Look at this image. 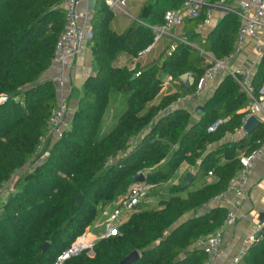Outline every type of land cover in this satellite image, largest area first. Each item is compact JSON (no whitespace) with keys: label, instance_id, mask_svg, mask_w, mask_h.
Masks as SVG:
<instances>
[{"label":"trees","instance_id":"1","mask_svg":"<svg viewBox=\"0 0 264 264\" xmlns=\"http://www.w3.org/2000/svg\"><path fill=\"white\" fill-rule=\"evenodd\" d=\"M64 0H0V186L36 154L47 135L56 106L52 80L40 81L52 66L58 37L65 25ZM183 0H151L123 34L112 27L113 10L98 0L91 19L93 73L82 87L72 122L49 149L48 156L24 174L17 191L0 214V264H53L56 258L85 234L103 202L116 199L135 183L168 182L186 163L207 179L186 198L162 200L157 209L129 213L118 232L95 242L64 264H123L132 252L138 258L127 264H203L207 255L194 245L216 233L227 208L216 206L204 215L182 218L208 205L228 189L241 169L240 156L264 144V125L237 142L208 145L234 134L249 102L231 76L223 79L203 106L201 119L193 123L186 109L168 111L180 95H160L165 75L174 81L190 73L193 82L185 93L194 94L199 78L209 68L205 53L222 59L234 51L239 31L235 14L225 13L205 35L197 32L203 16L188 22L187 43L178 42L160 64L142 68L117 66L122 53H138L154 43L155 33L146 24L161 25L168 9ZM193 44H196L194 46ZM253 83L264 85V56ZM125 97V109L110 132L99 133L112 93ZM225 119L215 131L209 126ZM140 136L134 146L129 141ZM209 172L213 175L210 176ZM198 180V179H197ZM180 181L174 193L187 191ZM48 247L43 250L45 244ZM92 252V253H91ZM241 264H264V226Z\"/></svg>","mask_w":264,"mask_h":264},{"label":"built area","instance_id":"2","mask_svg":"<svg viewBox=\"0 0 264 264\" xmlns=\"http://www.w3.org/2000/svg\"><path fill=\"white\" fill-rule=\"evenodd\" d=\"M85 2L87 0H64L63 2L65 25L58 37L55 48L54 61L57 62L56 73L50 79L55 84L57 99L56 106L48 121V133L40 139L37 152L31 161L23 168L15 170L10 179L0 186V200L8 199L11 195L15 194L18 185V182H16L18 174L23 170V173L26 172L31 163H33V160L34 162L38 161L37 157L40 156V154L38 155L39 151L48 145L50 149L52 144L60 139L68 129L66 126V118L69 113L71 93L68 64L70 60L78 56L87 47L93 38L91 26L81 21L79 9ZM105 2L111 9H120L126 6L127 0H105ZM216 12L235 14L239 21V31L234 44V51L228 56L222 59H216L211 53H205L210 66L199 78L197 83L194 96L200 97L216 81L220 71L222 69H228L229 63L236 54L242 51L246 42L252 40L253 48L258 57L261 59L264 56V0H183L178 8L168 9L165 12L163 24H146L154 31L155 39L152 45L138 53V57L149 52L154 44L163 36L169 35L172 29L186 24L189 21L196 20L201 16H203L204 20L200 28L211 27ZM180 41L188 42L186 37H182ZM229 74L240 84L249 99L246 115L242 119L240 127L235 131V134L242 135L245 132V125L248 119L252 116H258L264 110V87L258 94L252 76L247 70H229ZM185 77L188 78L187 83L190 84V82H193V77L190 73L186 74ZM7 100L8 95L0 96V104H4ZM224 122L225 120L219 119L210 125L208 130L213 132ZM140 139V136L132 138L129 141L130 146L134 148ZM261 152L262 146L249 154H242L240 156L241 169L231 179L227 191L221 195V197L233 196V201L227 208L224 223L216 233L200 239L194 246L205 251L207 258L203 264H215L222 257L223 243L221 233L226 227L235 224L238 219V212L247 197L248 182L252 167ZM209 175L212 176L213 173L209 172ZM154 186V184H148L146 182H135L132 184L125 192L117 196L110 203L115 204L113 208L103 211L104 221L102 225L105 228L101 237L96 239L91 238V240H79V238L70 248L61 253L53 264H64L66 260L78 255L81 251L92 248L97 239L99 240L116 234L119 226L125 221L124 217L126 214L128 216L131 212L149 208L150 192ZM260 231L261 229L253 234H249L245 238L242 247L228 264H241L250 246L257 241Z\"/></svg>","mask_w":264,"mask_h":264},{"label":"crops","instance_id":"3","mask_svg":"<svg viewBox=\"0 0 264 264\" xmlns=\"http://www.w3.org/2000/svg\"><path fill=\"white\" fill-rule=\"evenodd\" d=\"M150 2L151 0H127L126 6L120 9L119 8L112 9L114 12V19L112 21V27L114 31L117 32L118 34H123L130 28V26L133 24L134 21L139 22L138 19L142 9ZM79 11L81 14L82 23H86L89 26H91V19L93 13H89L87 11L86 2L80 6ZM224 14L216 12L214 16L213 25L211 27L203 28V29L199 27L197 32H201L202 35L205 37L206 36L205 34L218 23V21L221 19V17ZM184 26H185L184 33L186 36H188L189 33L191 34V32L188 30V22L186 24L179 26V28ZM170 33L169 35H165V36L175 39L173 40L174 43H171V41L167 39L164 40L161 45L158 44L160 40L164 37L163 36L156 44H154L153 48L143 56L134 57L128 53H122L116 58L115 64L117 66H128L130 68H132L136 63H139V65L142 68H147L154 64H160L163 57L168 53H170L174 49L175 45L178 42H180L179 39L182 38L181 37L178 39L177 35L175 36L174 32H170ZM193 45L197 47L196 44ZM92 55H93V47L91 43H89L87 47L78 56L70 60L68 64L69 85L71 88L72 95H70V108L66 118L67 127L70 126L74 112L78 106L79 100L76 97V95L77 93L82 91L83 84L88 79V77L93 73ZM261 60L262 58L260 59L258 57V55L256 54L253 48L252 40H250L244 44L242 51L236 54L233 60H231V62L228 65V69L247 70L250 72L253 79L254 76L256 75ZM56 68H57V62L54 61L52 66L42 75L40 81L50 80L55 75ZM228 69H222L216 81L200 97H195L194 94L190 95L185 93V88H187L192 84V82H190V84L187 83L188 78L185 77V75L182 76L179 81H174L165 75H161L164 80V85L155 103H158L161 100V98L165 95L177 93L180 95V97L175 103H173V105L170 107L168 111L173 112L178 109H186L192 113V122L196 123L201 119V113L197 114L196 111L200 107L203 108L206 101L214 94L219 83L227 76H231L229 74ZM125 104H126V100L122 94L116 92L111 94L110 103L102 121V126L99 133V139L106 136L110 132L112 127L116 124L117 120L119 119V117L121 116V114L125 109ZM247 108H248V103L239 112L246 113ZM257 117L262 122V124L259 127L263 126L264 110ZM259 127L257 129H259ZM244 135H246L245 132L242 135H237L235 133L227 134V136L222 141L214 144H209L207 153L215 150L220 144L237 142L240 139H242ZM197 171L198 169L196 168L190 169L186 163L182 164V166L176 171L173 177L170 180H168V182L171 181L172 183L170 187L177 185L180 181L182 182L186 181V176L189 173L194 175L193 180L195 179L198 180L193 185H191L187 191L182 193H174L171 191L170 188V195L165 196L164 198H159L155 195V192L159 191V189L162 188L163 186L162 184L164 183L155 185L150 192V203L148 204L149 208L157 209L159 208V203L162 200H170L171 198H178V197L186 198L188 192L199 190L204 184L207 183V179L199 178ZM232 201H233L232 195H229L228 197L218 196L208 205L186 214L182 218V221H186L191 217L204 215L211 208L216 206H222L228 208ZM110 203L111 201L105 202V204H110ZM124 219H125L124 222L128 220L127 214L125 215ZM263 226H264V144L262 145V152L259 158L255 161L254 166L252 167L249 176L247 197L243 203V206L240 208L238 212V219L235 224L226 227L221 233L222 243H223V254L222 257L215 262V264H228L229 261L238 253V251L242 247L245 238L249 234H253L257 232V230L261 229Z\"/></svg>","mask_w":264,"mask_h":264},{"label":"rangeland","instance_id":"4","mask_svg":"<svg viewBox=\"0 0 264 264\" xmlns=\"http://www.w3.org/2000/svg\"><path fill=\"white\" fill-rule=\"evenodd\" d=\"M186 26V25H185ZM185 26L184 27H178L176 29H172L170 32H174L175 36L177 35L178 39L181 38V37H186L185 35ZM171 34V33H170ZM172 35V34H171ZM169 39L171 41V43H174L173 38H170V37H167V36H164L160 42L158 44H162L164 40H167ZM177 39V40H178ZM180 40V39H179ZM173 41V42H172ZM209 63V61H208ZM70 95H72V93H70ZM81 95V92L77 93L76 97L79 98ZM48 152H49V146H45V148H42V150L39 151L38 155L40 154L39 157H37L38 161L37 162H34V160L32 161L33 163H31L29 169L23 173V171L18 174L17 178H16V182H19V179L26 173L30 172L31 170L34 169V167H36L38 165V163L42 162L47 156H48ZM200 178V176H199ZM162 188L159 189V191H156L155 192V195L159 198H164L165 196H169L170 195V186L172 185L171 181L167 182V183H164L162 184ZM7 201V199H2L0 200V213L2 212L3 208H4V204L5 202ZM113 202V200L111 201V203ZM114 203L113 204H105V202L101 203L98 207V213H97V217L95 219V221L93 222L92 225H90L88 227V229L86 230L85 234L82 235L81 237H79L78 239L81 240V239H85V237H88V240H91V238L93 239H96V238H99L101 237V235L104 233V225H102L103 221H104V218H103V211H105L106 209H109V208H113L114 207ZM77 239V240H78ZM87 240V239H85ZM98 240V239H97ZM96 240V241H97Z\"/></svg>","mask_w":264,"mask_h":264},{"label":"water","instance_id":"5","mask_svg":"<svg viewBox=\"0 0 264 264\" xmlns=\"http://www.w3.org/2000/svg\"><path fill=\"white\" fill-rule=\"evenodd\" d=\"M98 0H87V11L89 13H93L97 7ZM203 111V108L200 107L196 112L197 114H200ZM262 124L261 120L257 116H252L248 119L246 125H245V134L250 135L252 134L260 125ZM146 179V174L143 172H140L135 177V182H144ZM194 179V175L191 173L187 174L186 181H184L183 187H187L189 184L192 183V180ZM48 247V244L46 243L43 247V250H45ZM92 253V252H91ZM138 258V252L134 251L130 255H128L123 261V264H127L132 262L133 260Z\"/></svg>","mask_w":264,"mask_h":264},{"label":"bare ground","instance_id":"6","mask_svg":"<svg viewBox=\"0 0 264 264\" xmlns=\"http://www.w3.org/2000/svg\"><path fill=\"white\" fill-rule=\"evenodd\" d=\"M85 239H88V237H85ZM81 240H83V239H81Z\"/></svg>","mask_w":264,"mask_h":264}]
</instances>
